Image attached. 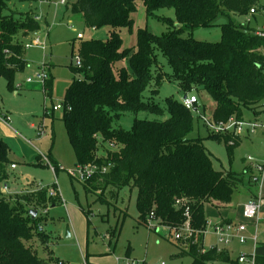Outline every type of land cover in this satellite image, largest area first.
I'll return each instance as SVG.
<instances>
[{
	"label": "trees",
	"instance_id": "trees-1",
	"mask_svg": "<svg viewBox=\"0 0 264 264\" xmlns=\"http://www.w3.org/2000/svg\"><path fill=\"white\" fill-rule=\"evenodd\" d=\"M139 1L76 0L72 5L73 12L82 16L87 28L96 31L109 28L106 40L77 39L79 43L72 45V53L80 57L81 67H70L74 78L65 95L62 120L77 164L108 167L107 172H99L81 184L91 193L98 187L121 189L132 183L138 194L139 222L147 228L151 216L158 227L169 228L170 235L190 222L194 236L189 248L179 246L176 258L189 256L191 264L213 261L238 264L227 250L200 253L208 225L205 205L218 211L225 209L232 203L238 187L252 184V178L249 172L214 169L203 139L191 138L194 128L191 109L198 110L200 98L207 96L214 104L215 122L243 120L245 110L254 115L264 110V37L258 35L264 30L238 24L232 18L256 16L264 11V6L259 5L260 0H141L148 18L158 9H174L180 26H175L168 36H159L147 27H136ZM41 2L0 0V79L7 82L8 89L14 88L16 75L27 65L25 40L41 30L32 9L22 12L17 5L26 3L33 7ZM252 10L255 13L251 14ZM220 17H226L228 22L217 25ZM217 26L221 29L218 41L194 37L198 31ZM123 31L134 40L128 48L124 46ZM157 51L168 58L172 77L179 82L185 99L192 94L198 97V104L190 108L186 102L169 97L166 120L137 119L131 131L112 129L114 118L125 110L162 111L144 100L151 82L160 83L166 78L160 74ZM52 87L51 79L45 82L46 97H51ZM209 137L222 142L230 158L244 139L213 132ZM100 140L102 145L115 148L104 158L97 156ZM51 163L58 173L59 167ZM12 164L8 146L0 140V264H45L26 242L32 238L37 222L28 207L48 205V192L41 190L7 198L1 186ZM49 201L61 202L51 196ZM256 264H264V257L257 256Z\"/></svg>",
	"mask_w": 264,
	"mask_h": 264
},
{
	"label": "rangeland",
	"instance_id": "rangeland-1",
	"mask_svg": "<svg viewBox=\"0 0 264 264\" xmlns=\"http://www.w3.org/2000/svg\"><path fill=\"white\" fill-rule=\"evenodd\" d=\"M65 1L66 6H56V3ZM76 0H49L43 1L33 7L26 3H18L22 12L32 9L39 18L41 30L32 34L24 42V59L27 65L23 72L16 75L13 89H8L7 82L0 79V112L10 113L11 124L8 125L0 118V140L8 146L10 163L16 164L18 169L8 171V177L3 184L8 186L7 198L33 194L57 187L62 196V204L49 201L47 204H38L28 207L37 210V221L33 225L32 238L26 242L33 249L36 257L45 264H84L85 258L89 264H126L128 260H136L144 264H191L189 256L175 257L179 254V246L187 249L191 241H179L175 235H170L169 228L157 227L156 231H149L139 222L137 210V190L130 185L118 189L114 186L107 188L98 187L87 193L85 186L71 178L70 172L75 170L77 164L73 148L69 142L63 119L64 110H58L51 117L44 115L45 108L63 106L67 89L74 78L70 67L75 66L77 54L72 53V45L79 43L78 34L84 35V41L106 40L109 28L97 31L87 28L81 15L75 14L72 5ZM264 6V0H260ZM233 20L241 25L259 31L264 30V11L256 16H232ZM136 27H147L152 33L159 36H168L174 32L175 26H180L175 18L173 8L156 10L150 17L146 16L143 1L138 2V12L135 16ZM226 17H220L217 25L227 23ZM186 36V35H183ZM39 37L40 44H46V50L34 46L27 48ZM196 39L218 41L221 39L220 26L198 31L194 34ZM124 46L130 47L134 42L127 31H123ZM160 74L166 78L160 83L155 80L144 94L148 104L155 105L162 111L159 113L140 111L133 113L125 110L119 118H114L112 129L131 131L135 120L164 121L168 115L167 98L186 102L185 95L179 82L172 77V69L168 58L157 51ZM45 67L50 72L53 82L52 95L46 97L44 84L37 76ZM33 79L31 83L28 79ZM192 96V94H190ZM198 111L191 109L194 117V128L191 138L203 139L206 150L211 154L213 167L217 171H233L242 174L246 171L247 159L264 160V130L259 128L256 134H251L243 139V143L229 157L226 147L217 139L209 137L206 120L212 118L210 101L202 96ZM203 116H202V115ZM243 120L250 122H263L264 114L254 115L251 111H244ZM97 156L104 158L108 152L115 148L109 144L99 142ZM43 156L55 162L59 171L55 176L49 166L43 162ZM240 185L233 195V224L244 222L247 232L243 234L249 238L246 242L233 239L226 248L230 257L236 260L240 255L251 256L254 254V244L251 241L255 228L252 222L244 221L241 217L242 205L247 201L248 194L258 191L261 195L264 180L257 185L252 181ZM2 184V186H3ZM1 186V188H2ZM251 192V193H250ZM264 197V196H263ZM48 208L49 213L45 215ZM264 210V208H263ZM208 225L205 228L204 247L209 249L218 245L214 228L220 222L219 211L205 205ZM38 218V220H37ZM31 220V219H30ZM264 221L259 223L260 241L255 255L264 250ZM256 226V222H254ZM38 226L43 227V233H38ZM155 226V225H154ZM37 230V231H36ZM118 262V263H117Z\"/></svg>",
	"mask_w": 264,
	"mask_h": 264
},
{
	"label": "built area",
	"instance_id": "built-area-1",
	"mask_svg": "<svg viewBox=\"0 0 264 264\" xmlns=\"http://www.w3.org/2000/svg\"><path fill=\"white\" fill-rule=\"evenodd\" d=\"M43 1H48V0H43ZM58 5V4H56ZM60 5H65V1H61ZM255 13L254 10L251 11V14ZM39 20V18L37 17ZM93 31H96V29H93ZM258 35L260 37H264L263 32H259ZM77 39L83 40L84 35L83 34H78ZM40 47L42 50H46V44H40L39 42V37L31 44L27 45V48L31 47ZM75 66L76 67H81V59L79 56L76 57L75 59ZM37 79L41 81L43 84L47 82L50 79L49 73L47 72L46 68L43 67L39 75L37 76ZM33 79H28V82L31 83ZM198 104V97L197 96H191L189 98H186V105L189 106L190 108H195V106ZM63 106H54L51 110L46 109L44 111L45 116H49L50 112H56L58 110H61ZM198 111V110H196ZM7 123L9 121V118L3 119ZM206 124L209 126L210 130L217 135H226V134H232V136H237V137H247L251 134H256V132L259 130V128H262L264 130V123L263 122H250L247 123L243 120H236L234 118L229 119L227 122H215L213 118H208L206 120ZM231 144V142H230ZM43 162L49 166L51 171L54 173V175H57L56 168L53 166V164L50 162V160L46 157L43 156ZM248 163V172L252 178V181L257 185L259 182L262 183L264 180V160L258 161L253 159L252 157H248L247 159ZM17 165L12 164L11 169H16ZM108 167H102L99 168L97 164H88V165H77L75 170L70 172L71 178H73L75 181H78L80 183H86L90 179H92L97 173H105L107 172ZM8 186L4 185L1 188L2 193L8 192ZM49 196L54 197V198H59L61 203L65 204L63 202L62 196L60 194V191L57 187V182L54 185V187L48 189ZM261 208V200L259 198H255L250 200L244 207L243 210V217L246 220H253L256 222V228H258L259 223H260V218H259V212ZM49 212L48 208L45 210V215H47ZM186 216L189 218V212H186ZM155 225V226H154ZM148 227L151 230H157V224L154 222L153 216L150 217L148 220ZM38 231L43 233V227L38 226ZM246 232V226L243 224H233V223H224L220 225H216L214 228V233L216 235L218 245L210 247L209 249H206L205 247L202 248L201 254L205 255L206 253L215 250L217 252H222L224 248H221L220 245L226 246L229 245L233 239H238L241 242H246L247 238L243 236V234ZM175 238L177 241H184V240H189L194 236V232L191 228L190 222L187 221L185 225L180 227L178 230L174 232ZM205 235V233H204ZM254 242L257 243L258 240V234L253 238ZM85 258L84 264H89ZM238 264H256V256L255 255H240L237 259ZM118 263V262H117ZM58 264H65L64 262H59ZM126 264H144L140 263L139 261L136 260H128ZM208 264H230V263H222L220 261H213Z\"/></svg>",
	"mask_w": 264,
	"mask_h": 264
},
{
	"label": "crops",
	"instance_id": "crops-1",
	"mask_svg": "<svg viewBox=\"0 0 264 264\" xmlns=\"http://www.w3.org/2000/svg\"><path fill=\"white\" fill-rule=\"evenodd\" d=\"M60 6H66V3H65V5H60ZM18 8V7H17ZM19 9V8H18ZM19 11H21V10H19ZM49 75H50V72H49ZM50 79H51V76H50ZM204 97V99L206 100V101H210L209 100V98L207 97V96H203ZM210 103H211V106H213L212 107V112H213V109H214V104L210 101ZM261 114H264V110H262L261 112H260ZM10 113H4V112H0V118H1V120H3V119H5V118H9V121L7 122V124L8 125H10L11 124V119H10ZM3 121H5V120H3ZM262 136L264 137V132H263V134H262ZM246 138V137H245ZM244 138V139H245ZM50 160V159H49ZM51 162V161H50ZM53 162V161H52ZM55 163V162H54ZM247 165H248V163H247ZM11 169V165H10V168H9V170ZM18 169V166H17V168L16 169H11V170H13V171H15V170H17ZM248 172V167H247V169H246V171L244 172V174H246ZM4 185H6V184H3V186ZM251 193V192H250ZM260 194V193H259ZM258 194V191L257 192H255V193H253V194H248V199H247V201L242 205V211H241V217H242V219L244 220L245 218L243 217V210H244V207H245V205L253 198V197H255V198H260L261 199V208H260V212H259V218H260V222L261 221H264V210H263V208H264V187H263V191H262V198H261V195H259ZM58 204H62L63 206H66V204H63V203H58ZM232 209H233V200H232V203L229 205V206H227L225 209H222V210H220L218 213H219V218L221 219L220 220V222H222V224H224V223H232V222H234V219H232L233 218V212H232ZM49 213V212H48ZM206 213V212H205ZM206 217H207V214H206ZM207 220H208V218H207ZM244 221H246V219L244 220ZM247 221H249V222H252V224H253V226H254V228H255V233H254V235H252V237H251V241L253 242V246H254V254H252V255H255V253H256V251H257V248H258V245H259V241H260V226H258V228H256V226H255V224H254V222L255 221H253V220H247ZM262 223H264V222H262ZM239 224H243V225H245L246 226V224L244 223V222H241V223H239ZM246 232H247V226H246ZM256 233L258 234V240H257V243H255L254 242V240H253V238H254V236L256 235ZM247 240H249V238H247ZM258 244V245H257ZM213 246H215V245H213ZM212 246V247H213ZM217 246V245H216ZM224 250H227L226 248H224ZM228 251V250H227ZM228 253H229V256H230V252L228 251ZM256 257L257 256H260V257H264V250H262V251H260L259 252V254H257V255H255Z\"/></svg>",
	"mask_w": 264,
	"mask_h": 264
},
{
	"label": "water",
	"instance_id": "water-1",
	"mask_svg": "<svg viewBox=\"0 0 264 264\" xmlns=\"http://www.w3.org/2000/svg\"><path fill=\"white\" fill-rule=\"evenodd\" d=\"M29 212H30L32 219L35 220L37 215H38V211L37 210H30Z\"/></svg>",
	"mask_w": 264,
	"mask_h": 264
}]
</instances>
